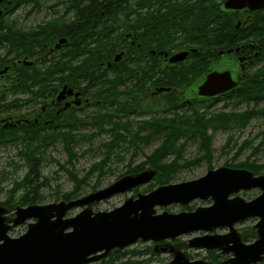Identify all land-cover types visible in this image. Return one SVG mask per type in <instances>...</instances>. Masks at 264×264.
I'll return each instance as SVG.
<instances>
[{"label":"rangeland","instance_id":"1","mask_svg":"<svg viewBox=\"0 0 264 264\" xmlns=\"http://www.w3.org/2000/svg\"><path fill=\"white\" fill-rule=\"evenodd\" d=\"M168 0H159L152 7L144 6L142 0H132L131 10L132 14L129 21L135 26L139 27L147 19L157 15V13L164 11V5L167 4ZM183 0H174L170 3H178ZM221 0H214L217 4ZM77 0H19L17 5H13L8 10L7 15L1 19V30L7 31L5 37H12L14 32H19V37L23 39H31L33 45L37 41H41L42 32H45L53 26L60 23H68L75 18V7L74 4ZM254 16L250 18L252 20ZM245 17L233 18L234 23L241 21L240 28L245 27L243 23ZM221 21V22H220ZM216 20L213 24L199 29L198 38L195 40L189 39L183 31L179 30V26H173L169 29V40L165 46V50H168L173 54L182 49L191 47L206 49L208 44L205 42V32L209 34L207 37L211 38L210 29H215L216 26L222 24V19ZM212 27V28H211ZM107 30L102 34H94L87 40L88 47H102L107 52L108 49L114 48V52L109 54V59L106 62L109 68L105 71L107 78H103L99 89H106L109 83L115 79L122 78L121 74L125 76L126 83L122 84L119 81L117 85H111L107 89L102 97L104 103L98 106L94 98V91L98 90L95 87L91 90L90 94L85 95L86 98L92 100L90 106L83 105L78 112H70L73 115L79 117L82 121L77 123L74 127L73 132L68 137V143L66 139H62L56 129L46 128L42 122L37 125L36 134L25 133L28 131L23 125H19L15 128L1 130L0 131V206L6 209L3 213L6 223L12 222L15 217V209L19 206H27L29 204L23 203L20 199L24 193L25 188L23 187V179L29 170V159L30 156L38 158L40 165V173L45 177L43 182H47L48 185L44 186L40 191L43 195L44 200L38 204H46L52 202L65 201L62 200L63 194L70 192L77 193L70 198V200L83 197L90 192L105 188L109 186L113 181L119 177L127 174L125 173L129 166H135L145 161V157L150 155L162 142V134H155L150 136L146 141L134 140L131 133L123 130L126 136V140H120L115 147H108L111 145L113 134L108 130L110 123L104 122L99 124L92 117L99 112H112L110 109L114 106L115 102L123 101L128 98L126 93L132 91V88L126 92L127 87L134 86L135 77H150L146 82L150 89L153 86V77L155 76V70L147 68V65L154 63L158 64L162 62L160 57L155 58L154 55L140 56L135 53L134 61L128 62L129 54L133 50L130 47V43L137 44V32L136 29L132 33L125 34V31H113ZM131 32V31H127ZM23 33V34H21ZM129 35V36H128ZM201 37V38H200ZM253 38V37H251ZM57 40L49 43V45L43 46L40 55V59H35V65L41 70L53 69V73L57 75L60 73V66L76 64L79 58H76L72 50L55 49L53 47L57 44ZM4 43V42H2ZM7 45L5 44L0 48V55H4ZM47 49H51L47 52ZM159 50L160 47L154 48ZM153 49V51H155ZM21 51V49H19ZM123 52V55L114 61L116 54ZM191 57V56H190ZM73 58V59H72ZM23 59V58H22ZM196 58L192 56L185 60L183 64L188 65L195 61ZM26 62L33 61L32 58L28 57L23 59ZM68 64V65H67ZM164 64V62H163ZM103 65L102 69L106 66ZM104 70V69H103ZM200 70V67L196 69ZM264 70V60L255 62L248 66L246 69V79L253 75H256ZM102 71V70H101ZM114 71V72H113ZM119 72L116 73V72ZM134 73H138L134 76ZM117 77V78H116ZM149 80V81H148ZM117 82V81H115ZM1 85V83H0ZM179 87L178 89H181ZM153 90V89H152ZM238 93V92H237ZM237 93L231 95H221L216 99L207 100L204 102H194L190 106L178 108L176 110L170 109L164 111L163 103L164 98L157 99L158 104L151 106L149 111L145 113H134L130 116H119L118 119L123 123L130 122V132L137 131L141 122L144 120H163V118H173L176 115L184 116V119L188 121V125L194 123L196 113L202 120H208L210 116L219 112H232L236 114H244L245 112H260L254 114L251 118L247 119L243 126H234L230 129L213 128L208 127L209 141L208 146L210 154H207L203 148L200 147V139L195 135H191L189 138L181 137L178 139V148H180V154L169 153L165 161L172 162L177 160L178 167L171 175L165 184H174L185 181H190L203 176L208 170L216 169L222 166L232 168H245L237 167L245 161L255 162L256 165H264V98L255 99L247 98L244 95L238 96ZM7 95V94H6ZM7 97H11L8 94ZM178 103H182L181 98H178ZM114 102V103H113ZM153 104L147 97L144 99V103ZM16 113V116H14ZM39 112H4L1 116L8 117L10 115L13 118H25L33 120L36 118V114ZM116 117L113 121L118 120ZM183 119V120H184ZM155 120V121H156ZM26 125V124H25ZM44 126V127H42ZM102 126V127H101ZM52 131L59 133V137L53 138L51 142H47L41 139L46 133H53ZM30 132V131H29ZM149 131L144 129L139 132L140 136H146ZM67 143V144H66ZM184 161L188 163L183 164ZM100 164L99 166H97ZM145 170H149L145 168ZM256 172L257 175L264 174V170ZM143 171V170H141ZM139 171V172H141ZM251 171V170H250ZM155 172V171H154ZM252 172V171H251ZM254 173V172H253ZM156 172L154 177L139 187L134 188L131 191L116 194L106 200L94 203L90 205L93 211H108L115 207L120 206L126 199L135 198L138 193H148L154 190L156 187L165 185L160 184L156 179ZM77 180H82L78 183ZM41 181V179H40ZM260 189L241 190L234 195L242 197L248 201L260 194ZM69 201V200H67ZM22 202V203H21ZM212 203L210 198L206 200L196 199L187 205L170 204L165 207H155L156 212L160 213L165 210L170 213H179L181 211H193L199 206H209ZM37 204V203H36ZM80 209L74 210L68 215H74L79 212ZM258 218H248L235 224V229L241 240L245 243L253 242L257 238L256 224ZM30 220L25 221L16 226H11L8 230L10 237H17L23 234L27 229V224ZM227 227H219L217 229L208 232V234H227ZM205 234L204 232H195L187 235L179 236L175 239H167L157 244L154 241H141L138 240L134 244H131L121 250H127V254L120 260L113 261L112 264H166L169 262L175 253H180L183 258L189 261H200L204 264H228L227 261L233 255L231 252L224 253L220 249L208 250L199 249L188 246V240L194 236ZM118 249V248H116ZM112 249L103 258L111 254ZM134 250V254H131ZM170 253V254H168ZM101 261V260H100ZM98 261L90 262L88 264H98ZM226 262V263H225ZM264 262V256L261 263Z\"/></svg>","mask_w":264,"mask_h":264},{"label":"water","instance_id":"2","mask_svg":"<svg viewBox=\"0 0 264 264\" xmlns=\"http://www.w3.org/2000/svg\"><path fill=\"white\" fill-rule=\"evenodd\" d=\"M219 6L225 12L253 11L264 7V0H223ZM187 55L188 51L178 52L169 61L178 62ZM119 57L116 55L115 60ZM237 82L234 66L224 58L203 70L183 95L187 101L218 96L235 87ZM64 93L65 88L57 99ZM154 175V170H144L123 175L109 186L77 199L19 206L11 224L6 223L3 216L6 209L0 206V264H88L104 258L112 249L125 248L138 240L160 242L194 232L205 234L190 238L189 247L232 252L229 264H264L260 263L264 256V174L254 175L247 169L222 166L208 170L197 179L138 193L112 210L93 211L90 207L146 184ZM255 188L261 192L251 200L234 195ZM208 198L212 200L209 206H199L193 211L157 213L155 209ZM77 209L79 212L66 216ZM252 217L258 218L254 225L257 238L245 243L234 226ZM28 220L23 234L8 235L11 226ZM218 227H227L229 232L208 234ZM166 264L204 263L189 261L177 252Z\"/></svg>","mask_w":264,"mask_h":264},{"label":"trees","instance_id":"3","mask_svg":"<svg viewBox=\"0 0 264 264\" xmlns=\"http://www.w3.org/2000/svg\"><path fill=\"white\" fill-rule=\"evenodd\" d=\"M14 4L17 5L19 0H13ZM131 1L132 0H77L74 4L75 11L77 14L76 22L79 24L75 25H56L53 28L42 32L43 38L41 41L35 42L38 49L42 50L43 43L47 40H50V43L58 39L64 31L69 38L70 46L73 49V54L79 58L77 65L73 67L72 73L70 75L74 79H85L88 80V85L86 89H91V86H96L98 90L94 91V98L98 100V106L105 102L106 97H102V94L111 87V85H117L119 81H122L123 85L126 82L124 75L121 74L122 78L118 76L113 82L109 83L106 89H99L103 78H107L106 72H102V64L106 65V62L109 59V54L114 52V48H110L105 52L102 47H88L86 44L87 40L94 34H102L109 28L113 31H131L133 32L136 29L137 32V44L133 47V53H138L143 57L149 55L151 58V53L154 48L160 47L163 48L167 45L169 40L170 33L168 32L173 26H181L187 30L203 29L209 26L211 23H214L216 20L220 21L222 19V24L216 26L215 29L211 30V38H208L209 47L194 54L196 60L188 65L179 63L176 65L162 64L158 69V64L154 63L152 65H147V68L155 70V76L153 77V86H164V87H182L189 84L194 80L200 73V70L197 68L204 69L206 65L217 56L218 49H226L233 47L238 44L242 39L240 36L239 30L235 27L234 16L233 15H224L220 13L217 9V5L213 0H183L176 4L166 2L164 5V11L157 13V15L152 16L150 20L152 22H145L144 29L141 30V26L135 27L130 21L132 14L131 10ZM159 0H142L144 6L152 7ZM12 5V4H11ZM11 7V6H10ZM262 20L264 21V13ZM221 22V21H220ZM254 27V26H253ZM212 28V27H211ZM252 29V26L249 27V30ZM252 30H250L251 32ZM23 34V33H21ZM251 34V33H250ZM23 37V36H22ZM19 37V40L22 44H25L27 50L36 48L33 45L31 39H23ZM221 38V39H220ZM264 40V39H263ZM32 52V51H31ZM130 52V53H131ZM141 56V57H142ZM107 70V68H106ZM49 76L53 78L55 75L53 69H49ZM116 72V71H115ZM119 74V72H116ZM41 77L43 72H40ZM31 75V74H30ZM39 72L34 73L33 76L37 77ZM126 75V74H125ZM56 77H60L59 73ZM127 78V77H126ZM42 79V78H41ZM150 77H135L134 86L127 87L126 92L132 88V91L126 93L128 98L123 101L115 102L114 106L110 109L112 112H99L94 115L92 118L102 125L104 122L110 123L109 132L113 134L110 146L115 147V145L120 141L126 140V136L123 133L125 130L128 133H131L134 140L136 141H146L150 136L159 134L163 136L162 142L158 147L148 156L145 157V161L141 162L135 166H129L128 170L125 173H137L141 170L151 169L156 172V179L160 184L166 183L170 178V175L181 165L177 163L178 159H175L172 162H166L165 158L169 153L180 154V148H178V139L181 137L189 138L191 135H195L200 139V147L205 150L207 154H210V149L208 146L209 134L207 132L208 127L212 126L215 128L230 129L234 126H243L247 119L251 118L254 114L260 112H245L244 114H236L232 112H219L210 116L208 120L202 121L198 114L196 113L194 118V123L188 125V121L184 119V116L176 115L173 118H163L161 121L156 119L144 120L141 122L137 131L130 132L131 124L130 122H121L118 117L130 116L134 113H145L149 111L151 106H156L158 104L159 97L164 98L163 103L164 111L185 107L184 104L178 103V97L173 92L159 93L155 96H147L146 92L150 84H147L146 80ZM117 81V82H115ZM149 81V80H148ZM238 92V93H237ZM237 93L238 96L244 95L247 98L263 99L264 98V70L256 75L251 76L245 82L240 83L238 87H235L234 90L229 92V95ZM148 98L153 104L148 102L144 103V99ZM216 97L207 99L212 100ZM204 102L206 100H199ZM114 103V102H113ZM194 103V102H193ZM193 103L185 104L190 106ZM117 118V121H113V118ZM184 119V120H183ZM156 120V121H155ZM82 120L73 115L66 113L65 115L55 119L56 124H51L45 126L46 128L56 129L58 132H63L60 134L62 139H66L68 143V137L73 132L74 127L77 126L78 122ZM28 131L25 133L36 134V130L32 128H37L36 125H23ZM44 127V126H42ZM102 127V126H101ZM147 129L149 132L146 136H140L139 132ZM30 131V132H29ZM53 133L44 134L41 139L47 142H51L53 138L59 137V133L52 131ZM66 143V144H67ZM69 143L66 146L67 150ZM29 159V170L23 179V187L25 188L24 193L21 195L20 199L23 203L26 204H35L44 200L41 190L44 186L48 185L47 182H43L45 179L44 176L40 173V165L37 162L38 158L35 156H30ZM188 163L184 161L183 164ZM98 164L97 166H99ZM237 167H245L248 170H251L256 174V172L264 170V165H256L255 162L245 161ZM41 179V181H40ZM78 183H81L82 180H77ZM74 191V190H73ZM70 192L68 194H63L62 200H70L75 192ZM21 202V203H22ZM127 250L114 249L109 256L105 259H102L98 264H112L113 261L120 260L127 254ZM134 254V250L130 252Z\"/></svg>","mask_w":264,"mask_h":264},{"label":"flooded vegetation","instance_id":"4","mask_svg":"<svg viewBox=\"0 0 264 264\" xmlns=\"http://www.w3.org/2000/svg\"><path fill=\"white\" fill-rule=\"evenodd\" d=\"M13 4V0H0V26L2 25L1 19L5 15H7L6 13H8L10 6H13ZM239 16L245 17L244 20L247 21L250 20L252 16H254L252 19H255L257 16L262 15H257L256 13L251 15L243 13ZM76 18L77 14L75 11V18L73 21L68 23H60V25H63L64 27L66 25L72 24L77 25L79 23L76 22ZM6 32L7 31L0 29V48L5 44L7 45L4 55H0V131L15 128L19 125L25 124L37 126L40 122H42L44 126L51 125L54 123L56 124L55 119L65 115L66 113L72 114L70 112H78V110L83 105L90 106L92 104V100H90V98H86L85 95H91V90H93L96 86L94 85L91 86V89H86V86L89 82L88 80L85 79L84 81H82V79L80 78L74 79L70 75V73H72L74 65L76 66L78 62L76 64H67L68 66H60V77L58 78L56 77V75H54L52 78L49 76V69L41 70L35 65L34 60L40 59V47L38 49L37 45L34 43V46H36V48L34 47L28 51L27 48H25V44L27 43L24 42V44H22L23 41L21 42L19 40V32H14L12 37H5V39H2V36H5ZM49 43L50 40H47L43 43V46H45L46 44L49 45ZM248 46L249 48L246 47V45L241 46L242 48L239 50L237 56V58L239 59L238 65H236L235 62L229 61V63L234 66V72L238 78L239 84L247 80L245 71L248 66L255 63L251 57L256 56L257 58H259V61L264 60V57L260 56L261 54L259 53V50L253 44H251V47L250 45ZM64 48L66 49V51L69 49L72 50V47L69 43V38L66 35V31H64V33L58 38L57 44L53 47V50ZM19 49H21V51H19ZM50 50L47 49V52L49 53ZM120 54L122 56L123 52H120ZM71 56L73 57V55ZM28 57L32 58L33 61L26 62L23 60L27 59ZM161 65L162 63H159V66ZM106 68H109L108 64L103 68L104 70L101 69L102 72H105ZM204 69L200 68V71L202 72ZM37 71L39 72V75H37V77L33 76L34 73H36ZM41 71L43 72L42 77L40 74ZM133 75L137 76L138 73H134ZM128 76L129 74L125 75L124 79H126V77ZM64 88L65 93L63 97L61 99H57L59 93ZM152 89L146 92L147 96H155L159 94L157 86H154V88ZM8 94L11 95L10 98L7 97ZM224 94L228 95V92ZM91 98H93V96ZM95 100L96 104H98V100L96 98ZM195 101L196 100L191 99L187 102L193 103ZM182 103H184V101H182ZM4 112L39 113L36 114V118H34L33 120H29L25 118H13L12 115L8 117H3L1 116V113ZM14 114V116H16V113ZM160 242H157V244H159Z\"/></svg>","mask_w":264,"mask_h":264},{"label":"bare ground","instance_id":"5","mask_svg":"<svg viewBox=\"0 0 264 264\" xmlns=\"http://www.w3.org/2000/svg\"><path fill=\"white\" fill-rule=\"evenodd\" d=\"M169 1H171V2H173L174 0H168V2ZM223 0H221V1H219L217 4H215V5H217V9H218V11L220 12V13H222V14H224V15H233L234 16V18L235 17H240L239 15H241V14H243V13H247V14H249V15H251V14H257V15H259V14H261L262 16H257L255 19H252V20H247V21H243V23H245V27H243V28H240V23H242L241 21H238L236 24H235V27L239 30V32H240V34H241V40L238 42V44L237 45H235V46H233V47H230V48H226V49H218V51H217V56L215 57V58H213L207 65H206V67H208V66H210V65H212V64H214V63H216V62H219V61H221V60H223L224 58H226V59H228L229 61H232V62H235L236 63V65H238V62H239V59L237 58V56H238V52H239V50L242 48L241 46L242 45H246V47H248L249 48V46L248 45H250V47H251V44H253L258 50H259V53L261 54L260 56H263L264 57V38H262V37H264V21L262 20V17H263V13H264V7H262V8H257V9H254L253 11H247V10H242V11H238V12H225V11H223L221 8H220V3L222 2ZM213 2H214V0H213ZM248 18V17H247ZM221 19H223V18H221ZM249 19V18H248ZM146 23H148V22H152V20H150V19H147L146 21H145ZM145 22L144 23H142V25H140L141 26V30L142 29H144V28H142V27H144L145 26ZM211 24H213V23H211ZM210 24V25H211ZM176 26V25H175ZM252 26V29H250V30H252L251 32H250V30H249V32H248V29H249V27H251ZM254 26V27H253ZM179 30L180 31H183L184 33H186V35H187V37H188V39H189V36H190V38H191V40H195L196 38H198L199 36H198V33L200 32L199 31V29H195V30H187V29H185V28H182L181 26H179ZM211 30H213V29H210V32H211ZM127 33H131V32H125V34H127ZM251 33V34H250ZM203 35H205V42H208L207 40H208V38L209 37H207L209 34H207V33H205V32H203L202 33V36ZM129 36V35H128ZM251 37H253V38H251ZM201 38V37H200ZM221 39V38H220ZM137 40H138V38H137ZM190 40V39H189ZM207 44H209V43H207ZM130 47H131V49H134L133 47H135L136 45H134L133 44V42H131L130 44ZM208 47H209V45H208ZM207 47V48H208ZM165 47H163V48H160L159 50H156V49H154L155 51H150V53H151V55H154V57L155 58H157V57H160L161 59H162V64H163V62H164V64H168V65H176V64H179V63H184L185 62V60H187L188 58H191L194 54H196L197 52H199L200 50V48H195V47H191V48H187V49H182V50H179V51H177V52H174L173 54H175V53H178V52H182V51H188V55L186 56V58L184 59V60H181V61H178V62H170L169 61V58L173 55V54H171V52H169L168 50H165L164 49ZM191 49H195V52H191L190 50ZM202 50H204V49H202ZM227 50H231L230 52H227ZM133 51V50H132ZM118 55H120L121 56V54L119 53ZM130 56H129V58H128V62H131V61H134V60H137V59H135V56H136V54L135 53H133V52H131L130 54H129ZM191 56V57H190ZM194 58H196V57H194ZM252 59H253V61L254 62H259V58H257L256 56H254V57H251ZM196 60V59H195ZM262 61V60H261ZM206 69V68H205ZM204 69V70H205ZM200 75V74H199ZM198 75V76H199ZM197 78V77H196ZM195 78V79H196ZM194 79V80H195ZM193 83V80L189 83V84H187V85H185V86H182V88L181 89H178V88H174V87H164V86H158V90L159 89H163V90H160V91H158V93H162V92H164V93H167V92H173V93H177V97L178 98H181V100L182 101H184V103L183 104H189L190 102H187V101H185V100H187V98L183 95V92L187 89V88H189L190 87V85ZM239 85V82H237V84L235 85V87H237ZM235 87H233L232 89H230L229 91H227L228 92V94H229V92L230 91H232V90H234V88ZM165 89H167V90H165ZM226 93V92H225ZM179 94H180V96H179ZM224 94V93H223ZM220 96V95H219ZM213 97H218V96H213ZM213 97H209V98H206V99H203V98H201V99H197L195 102H197V101H199V100H206L207 101V99H210V98H213ZM151 170V169H150Z\"/></svg>","mask_w":264,"mask_h":264}]
</instances>
